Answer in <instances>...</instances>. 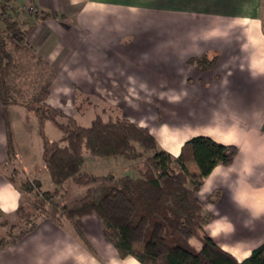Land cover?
<instances>
[{
  "label": "crops",
  "instance_id": "1",
  "mask_svg": "<svg viewBox=\"0 0 264 264\" xmlns=\"http://www.w3.org/2000/svg\"><path fill=\"white\" fill-rule=\"evenodd\" d=\"M17 1L11 5L19 23L25 21L29 44L23 51L46 70L29 87L14 61L9 78L25 85L15 83L18 89L28 96L48 82L46 103L64 111L79 87L86 113L107 110L144 126L173 156L196 135L235 145L233 161L216 164L197 191L212 216L203 234L224 236L215 241L238 261L264 241L263 0ZM40 10L47 15L34 13ZM6 120L15 165L28 178L52 183L35 115L21 104L0 103V210L9 213L23 193L8 176ZM78 224L87 243L69 221L37 220L0 248V264H140L119 257L95 214ZM190 239L198 249L200 240Z\"/></svg>",
  "mask_w": 264,
  "mask_h": 264
},
{
  "label": "trees",
  "instance_id": "2",
  "mask_svg": "<svg viewBox=\"0 0 264 264\" xmlns=\"http://www.w3.org/2000/svg\"><path fill=\"white\" fill-rule=\"evenodd\" d=\"M12 1L0 2V103L21 104L35 115L41 159L53 188L43 190L37 179L21 180V193L35 195L29 208L21 199L16 209L6 214L0 210V215L17 218L29 226L14 234L9 230L8 236L0 238V248L30 230L37 213L58 223L69 221L77 236L87 243L78 219L95 214L101 220L103 235L119 257L132 256L140 264H264V241L239 261L206 234L200 236L198 249L189 243L212 218L203 211L197 191L216 164L229 165L233 161L237 147L196 135L173 156L158 147L155 136L146 127L125 117L96 116L83 125L56 110L46 103L48 82L26 96L9 78L13 69L11 49L29 47L23 28L25 21L19 23ZM34 13L40 17L47 15L41 10ZM46 121L55 124L60 138H48L44 131ZM6 124V152L11 161L16 155L7 120ZM86 157L143 160L139 161L140 167H135L136 174H94L81 170ZM192 163L194 170L189 168ZM68 179L85 188L71 201H63L59 189ZM10 180L14 183L12 177Z\"/></svg>",
  "mask_w": 264,
  "mask_h": 264
},
{
  "label": "rangeland",
  "instance_id": "3",
  "mask_svg": "<svg viewBox=\"0 0 264 264\" xmlns=\"http://www.w3.org/2000/svg\"><path fill=\"white\" fill-rule=\"evenodd\" d=\"M25 0H18L17 2H23ZM263 5H264V0H263ZM29 45V44H28ZM12 51V56L13 54L16 55L15 58L13 57V66L15 65L14 61L17 64V68L19 66V70L22 71L23 73L20 76V80H24L26 84L30 87L34 85L37 82L36 80L39 78L42 80L45 78V73L46 70L40 66L39 64L36 63L34 59H31L30 54L25 53L23 49H11ZM22 50V51H21ZM33 63V65H31ZM20 80H17L15 83L19 84L20 87L24 86L23 84H20ZM31 80H35L34 82H31ZM11 81V80H10ZM39 81V80H38ZM14 82V81H13ZM11 82L16 88L17 85L15 83ZM43 84V83H42ZM41 85V84H40ZM22 87V88H24ZM94 96V95H93ZM85 94H82L79 87H74V92H70L68 96L66 97V108L64 111L58 110L68 116L74 117L78 123L87 125L90 123V121L95 118L96 116H100L103 119H106L108 116H119L120 115H111L110 112L105 110L104 113H101V110L98 109V114L96 113L97 109L94 108L89 109L88 113L85 112V108L83 106L86 105L85 102L82 103V100H84ZM95 98V97H94ZM85 101V100H84ZM95 102V101H94ZM93 100H91V103L95 105ZM54 108V107H53ZM107 111V112H106ZM96 113V114H93ZM107 114V115H106ZM93 115V116H92ZM59 121L64 122L65 118L63 117H58ZM51 122V121H50ZM48 123L46 125V128H44L45 134L48 136V138L51 139H56L59 136L61 137V132L57 129L55 124L53 122ZM39 131V130H38ZM16 159V157H15ZM15 159L11 160L8 166V176L9 179L12 177L14 179V184L18 186L24 178H28V176L18 167V165H15ZM142 159H138L137 161L133 160H125L121 157H107V158H92V157H86V160L84 161V164L81 167L82 171H89L94 174H106L108 172H111L115 175H122L125 173H130V174H136L135 167H140ZM15 170V171H13ZM14 172H16L14 174ZM32 179V178H28ZM38 180V179H37ZM40 181V180H39ZM41 183V188L43 190H51L53 188V184H46L43 180ZM84 186L80 184H76L74 181L71 179H68L63 183V185L60 187L59 192H60V198H62L63 201H71L73 198H75L78 194H80L82 191H84ZM35 197L34 193H23L22 195V203L29 208V202L33 200ZM5 213V212H4ZM6 214V213H5ZM38 215V216H37ZM37 217H33V220L36 222L37 220L46 217L44 214L37 213ZM221 223H226L224 221H220ZM209 223V222H208ZM228 224H231L232 222H227ZM11 224H15L14 227L10 226ZM207 224V223H206ZM205 224V225H206ZM205 225L203 226V229L205 228ZM29 224L25 223L22 220H18L17 218H9L5 217L4 215H0V238L8 236V231L11 230V233L14 234L16 233L19 229L28 227ZM230 228L226 231L229 232ZM204 231H200L198 236H193L191 237V243L192 244H198L199 238L201 235H203ZM225 233V231H224ZM224 236H219L216 237L215 240L223 239Z\"/></svg>",
  "mask_w": 264,
  "mask_h": 264
},
{
  "label": "built area",
  "instance_id": "4",
  "mask_svg": "<svg viewBox=\"0 0 264 264\" xmlns=\"http://www.w3.org/2000/svg\"><path fill=\"white\" fill-rule=\"evenodd\" d=\"M0 2H1V0H0ZM31 9V8H30Z\"/></svg>",
  "mask_w": 264,
  "mask_h": 264
}]
</instances>
